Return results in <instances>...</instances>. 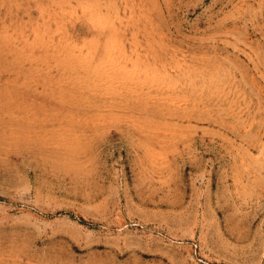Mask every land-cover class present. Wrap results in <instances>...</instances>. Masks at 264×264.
<instances>
[{
	"label": "rangeland",
	"instance_id": "obj_1",
	"mask_svg": "<svg viewBox=\"0 0 264 264\" xmlns=\"http://www.w3.org/2000/svg\"><path fill=\"white\" fill-rule=\"evenodd\" d=\"M0 264H264V0H0Z\"/></svg>",
	"mask_w": 264,
	"mask_h": 264
}]
</instances>
